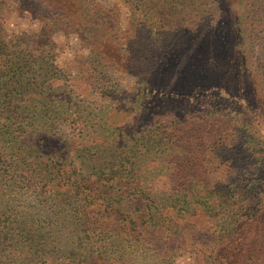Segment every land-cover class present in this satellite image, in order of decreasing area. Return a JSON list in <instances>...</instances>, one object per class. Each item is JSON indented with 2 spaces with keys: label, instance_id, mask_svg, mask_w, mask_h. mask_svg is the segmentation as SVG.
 <instances>
[{
  "label": "trees",
  "instance_id": "1",
  "mask_svg": "<svg viewBox=\"0 0 264 264\" xmlns=\"http://www.w3.org/2000/svg\"><path fill=\"white\" fill-rule=\"evenodd\" d=\"M16 1L42 21L33 40L41 53L55 46L56 30L74 32L89 51L63 65L36 61L6 38L0 3L3 202L25 193L59 199L40 219L67 221L73 249L56 253L66 264H126L121 244L155 233L173 252L182 227L219 246L204 249L198 264L215 256L264 264V140L261 121L247 116L264 120V0ZM126 76L140 90L124 88ZM94 91L102 103L116 101L109 135L89 126L85 100ZM52 113L71 117L65 151L46 137L51 131H38ZM47 227L25 231L38 264Z\"/></svg>",
  "mask_w": 264,
  "mask_h": 264
},
{
  "label": "rangeland",
  "instance_id": "2",
  "mask_svg": "<svg viewBox=\"0 0 264 264\" xmlns=\"http://www.w3.org/2000/svg\"><path fill=\"white\" fill-rule=\"evenodd\" d=\"M96 1L107 5L108 7H111L116 3V0ZM3 2L5 5L3 6L4 10L5 8L7 9V15L3 20L6 38L12 39V42L19 41L20 51L34 52V59L35 56L37 57L36 61H41V57L48 56V62L53 61L59 65H63L68 62V59L78 53H88V48L80 46V43L77 40H74L75 34H72L74 32H71V34L68 35L64 30H56L52 36L55 41V46H49L47 50L44 51L45 54L41 53L39 51L41 50L40 46L33 42V40L37 38L34 34H37L42 28L41 19L36 17L35 14H33L32 11L27 9L25 6H21L16 0H0L1 4ZM124 17V20H126L128 15L125 13ZM4 43L6 42L4 41ZM9 45L11 46L10 43ZM4 50L7 51L8 49L4 47ZM35 69L36 73L40 72L38 67H35ZM48 69V72H51V67L49 65ZM133 80V78L126 76L121 78L120 82L124 85V88L130 89L132 87L135 88V85L138 86V84ZM138 87L140 90V86ZM137 92L139 97L145 96V93L142 91L140 93L138 89ZM115 103L116 101L112 106L110 102L102 103V100H100L95 91L89 96H86L85 105L87 112L88 114L91 113V116L96 119H94L92 123H89L92 130L102 134L103 136L111 133L110 130L112 128H110V125L112 124L107 119V116L109 117V115L115 111L113 110L110 112L111 108L115 109ZM66 115L68 114H65V116L63 114L62 116H59L52 113L50 116H43L41 119L43 125L38 130L43 131L46 129V131H51L52 135H48L46 137L52 139L54 138V146L58 151H65V140L64 136L61 134L64 132H70V128H72L70 127L71 117L68 118ZM53 116H55V118L51 121ZM247 116H250L251 120L255 119L254 123L261 121V126L258 125V127H260L261 138L264 140L263 117L256 113ZM115 119H118V116H115ZM132 122H135L133 115L127 117L124 123L132 124ZM35 132L38 133L37 131ZM38 136V134L35 135L33 141ZM36 153L39 156L40 152ZM12 159H14V156ZM251 175L252 173H248V177H251ZM261 178L262 180L260 183L262 184L264 183V176ZM48 201H46L45 196L34 193H25V196H22V198L18 197L17 199H14V201L6 198V203H4L0 194V264H38L37 260L33 259L31 256V241L27 239L31 238L29 237L30 233L25 232L26 230L30 232L31 229L29 228L37 226V224H46V226H49L47 227L48 239H45L44 244L41 247L42 250L45 251L44 253H46L45 256H43L45 262L44 264H66L64 260L56 258V253L62 256L70 254V250L73 249L72 246H74L70 240V237L72 236L69 233L67 221L63 222V220L55 218V221L51 225L47 224L46 221H41L40 218L45 217L47 210L58 208L60 204L59 199L58 202H53L51 199ZM4 219H8L7 225L9 228L3 227L4 225L2 221ZM211 228L210 233L212 235L213 226ZM171 229L173 232L176 228L172 227ZM215 229L216 231H214V236L221 238L222 231H220V229L216 226ZM182 230L183 236L178 235V238H176L175 234L174 237L178 240L170 245L172 249L174 247L173 252L172 250L168 253L164 251V247L161 246L163 238L160 237V234L157 236L156 233L145 236L141 243H135L132 244V246H127L122 243L121 245L126 246L128 250V252L124 255V261L127 262L126 264H198L200 257L204 255L207 256L206 254H203L204 249L210 250L211 248L210 254H216L219 250L218 244L211 242L213 241L212 238L207 242L209 243L208 247L205 245L206 243L201 242V239L198 238V235L192 228L186 229L185 227H182ZM28 240L30 243H28ZM117 244L119 246V241H117ZM212 259L214 264H218V260H220L219 257L216 256L214 258H207L210 262ZM60 260L63 263H60Z\"/></svg>",
  "mask_w": 264,
  "mask_h": 264
}]
</instances>
